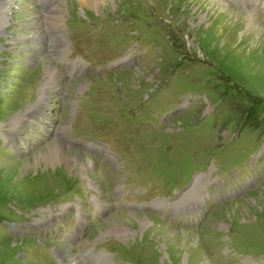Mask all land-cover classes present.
Segmentation results:
<instances>
[{
	"label": "rangeland",
	"instance_id": "obj_1",
	"mask_svg": "<svg viewBox=\"0 0 264 264\" xmlns=\"http://www.w3.org/2000/svg\"><path fill=\"white\" fill-rule=\"evenodd\" d=\"M0 1V264H264V0ZM116 18L144 43L111 62L72 30ZM89 65L116 68L69 76Z\"/></svg>",
	"mask_w": 264,
	"mask_h": 264
},
{
	"label": "bare ground",
	"instance_id": "obj_2",
	"mask_svg": "<svg viewBox=\"0 0 264 264\" xmlns=\"http://www.w3.org/2000/svg\"><path fill=\"white\" fill-rule=\"evenodd\" d=\"M85 1H89V0H85ZM90 1H93V0H90ZM94 1H96V2H100V0H94ZM108 1V0H107ZM210 1H212V0H210ZM222 1H225V0H214L213 2H215V4H217V5H220V2H222ZM235 1H237V0H235ZM259 1V0H258ZM98 2V3H99ZM233 2V1H232ZM95 3V2H94ZM91 6V5H90ZM100 6V5H99ZM264 6V5H263ZM95 9V8H94ZM3 10H4V8H3V5H2V1H0V20L2 19V17H3V14H4V12H3ZM53 10H58V9H56V8H52L51 9V11H53ZM231 10H232V8H231ZM57 12V11H56ZM44 13V12H43ZM248 14H252V13H248ZM230 16V15H229ZM232 16V15H231ZM234 16V15H233ZM50 19H54V15L50 18ZM239 19V18H238ZM241 20V19H240ZM48 21H50V20H48ZM58 21H57V19H55V23H57ZM228 23V22H227ZM0 25H2V22H0ZM3 26V25H2ZM52 26V25H51ZM49 30V29H48ZM60 31V30H59ZM52 34L53 35H55V36H59L58 34H59V32H58V30H56L54 27H53V29L51 30V36H52ZM55 38V37H54ZM56 41V40H55ZM57 44V43H56ZM54 46V45H53ZM49 147V146H48ZM64 148H62V147H59V146H55V147H53V148H50V150H49V153L47 154V156H46V161L49 163V162H51L52 160L53 161H55V160H57L58 158H61V159H64V156H62L63 155V153H64ZM66 158V157H65ZM76 262L75 263H73V264H81L80 263V261H77V260H75Z\"/></svg>",
	"mask_w": 264,
	"mask_h": 264
}]
</instances>
